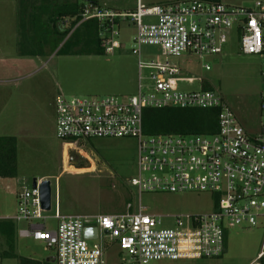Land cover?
I'll return each instance as SVG.
<instances>
[{"label":"built area","instance_id":"2783aa9c","mask_svg":"<svg viewBox=\"0 0 264 264\" xmlns=\"http://www.w3.org/2000/svg\"><path fill=\"white\" fill-rule=\"evenodd\" d=\"M108 7L100 0H83L81 23L97 22V36L105 52L122 47L119 30L133 27L131 53L137 56V92L128 97L55 96L54 132L60 140L66 166L68 151H75L84 168L92 161L86 150L94 138L137 139V173L129 183L138 193L209 192L213 206L198 213L174 215L169 226L138 204L124 212L81 216L61 214L57 201L51 216L41 208L39 186L15 191L16 213L6 217L23 222L21 238L41 241L53 249L54 264H104V248L115 244L130 264L154 260L216 258L225 250L228 227L255 226L264 219V89L260 94V129L250 134L233 110L212 89L181 88L193 84L183 61L205 59L223 52L236 39L243 54L260 57L264 79V0L234 6L210 0H117ZM142 46L157 51L142 57ZM210 70L209 63L202 64ZM218 108V130L212 134H146L145 108ZM80 161V163H79ZM77 167V166H75ZM90 169V170H91ZM89 170V169H87ZM48 219L56 221L50 228ZM94 228L93 240L85 236ZM259 253L249 264L262 261Z\"/></svg>","mask_w":264,"mask_h":264},{"label":"rangeland","instance_id":"374dc122","mask_svg":"<svg viewBox=\"0 0 264 264\" xmlns=\"http://www.w3.org/2000/svg\"><path fill=\"white\" fill-rule=\"evenodd\" d=\"M77 1L79 0H38V41L27 38V34L19 29L23 25L17 27L14 21L6 25V31L12 39H0V79H13L11 84H15L17 91L19 89V93L23 95L18 96L21 101H17L16 97L13 101L10 92L2 95L3 102L8 98L10 101L5 108L0 103V134L8 132L3 127L9 121L14 122L17 108L20 110L17 113L21 116L19 124L23 127L19 129L24 131L18 143L17 179L12 181L9 190L0 183V219L16 213L15 195L11 190L30 187L33 178L50 181L51 208L44 211L47 216L53 215L55 200L61 214L81 216L124 212L127 203L135 210L140 203L146 207L147 213L162 217L163 226H169L174 215L211 209L213 197L209 192L138 193L129 183L130 178L137 173L136 138L91 139L86 150L93 168L75 167L72 164L65 167L67 160L63 158L61 142L54 132L55 96L63 93L83 97H128L136 94L138 81L137 56L130 50L133 27L120 28L118 39L122 47L113 53L104 50L96 53V36L87 27H78L70 36V33L61 36L55 32V22L60 30L69 27L71 22L69 18H64V21L53 20L57 10ZM169 1L172 0H147L149 4ZM219 1L234 6H251L256 0ZM100 2L108 7L119 3L117 0ZM133 4V0H129L125 5ZM0 6L7 7V17L10 19L13 15L16 20L11 0H0ZM15 11L18 14L17 7ZM47 30L48 41L45 38ZM52 30L53 39L50 33ZM44 42H48L45 54L34 59V63L31 61L33 64H19V54L32 48L38 49ZM98 45L102 47L100 40ZM141 51L144 57L154 54L157 49L142 46ZM205 62L211 66L210 70L203 69L202 64ZM183 65L188 75L195 79L193 84H181V88L198 89L201 84L199 79L203 80L233 110L248 133L259 131L260 94L264 89V79L260 73L258 55L241 53L237 40L232 38L222 53L205 59L192 58L183 61ZM20 102V107H16L15 104ZM30 121L38 123L39 128L29 131ZM80 164L87 163L84 161ZM48 224L50 228H54L56 221L48 219ZM23 226V222L16 224V228ZM14 238L17 256L4 258L1 255L7 250V244L0 234V264H19L20 256L43 259L54 253L51 248L45 249L41 241L21 239L16 233ZM224 244L223 254L216 258L162 259L151 261L150 264H249L264 246V219H259L255 226L228 227ZM103 258L104 264H130L128 255L120 253L115 244H108L104 248ZM262 261L264 263V256Z\"/></svg>","mask_w":264,"mask_h":264},{"label":"trees","instance_id":"16d2710c","mask_svg":"<svg viewBox=\"0 0 264 264\" xmlns=\"http://www.w3.org/2000/svg\"><path fill=\"white\" fill-rule=\"evenodd\" d=\"M219 1V0H210ZM83 1L60 8L56 12L53 20H63L69 18L70 26L60 30L55 22V32L59 35L69 36L81 26L92 30L96 36V53L103 52V47H99V38L97 36V22L95 19L83 21L80 20V12ZM62 21V22H63ZM73 29V30H72ZM66 54V53H61ZM204 89H211L207 84H203ZM218 108H145L143 110V131L146 134H212L218 130ZM17 174V147L14 136H0V178H13ZM0 234L4 237L7 244L1 257L15 258L14 235L15 224L10 219H0ZM38 260L31 257L20 256V264H54L44 260Z\"/></svg>","mask_w":264,"mask_h":264},{"label":"crops","instance_id":"0c3cea01","mask_svg":"<svg viewBox=\"0 0 264 264\" xmlns=\"http://www.w3.org/2000/svg\"><path fill=\"white\" fill-rule=\"evenodd\" d=\"M11 4L13 6L15 15H17L16 20L13 18V15L9 19L7 17V10H6L7 7H1L0 6V25H1L0 26V39H6L7 37H10L8 35L9 33H7V31H6V29H7L6 25H9V23L12 24L13 21H14V24L16 26L17 25H20V24L23 25L22 27H19V29H20L21 32L27 34V38L31 39L32 41H33V39L36 40V41H38V39H39V28L37 26L38 25V19H37L38 18V8H39V2H38V0H11ZM16 7L18 8V11H17L18 14H16V11H15V8ZM46 23H47V20H46ZM24 25H26V29H24ZM16 31L18 33L20 32V31H18V29ZM14 33H15V31H14ZM50 33H52L51 34V37L53 39V30ZM48 37H49V31L47 30L46 31V36H45V38L47 39V41H48ZM31 43L32 42H30V44ZM47 44H48V42H44L42 44L43 46L38 47V49H33L32 48L30 51L22 52L21 54H19L18 55L19 56V61H20L19 64H21V65L22 64H30L31 61L34 63V59L37 60L40 57L39 55H43V54L46 53L45 48H47ZM33 63H31V64H33ZM12 80L13 79H10V78H8V79H0V103H2V105H3L2 107L3 108H5L7 106V104L9 103V101H10V99L8 98V100L6 102H3L2 95L4 93L10 92V94L13 95V101H15V97H16L17 101H21L18 98V96H23L22 94L19 93V89L17 91L16 85L15 84L14 85L11 84ZM11 85H12V87H11ZM15 105H16V107L18 105L20 107L21 102L20 103H16ZM53 105H54V110H55V104H53ZM16 107H15V110H16ZM18 111H20L19 108H17V110H16V115H15V118H14V122L13 121H9L3 127L4 129L8 130V132H4L3 134H0V136H14L15 137V139H16V147H17V156H18V151H19V148H18L19 138L24 133L23 130H20L19 129V128H22L23 129V127L19 124L20 121H21V116H20V114L17 113ZM29 126H30L29 131H35V129H38L39 128L38 123L36 124L33 121H30ZM10 130H13V131L10 132ZM17 167H18V157H17ZM15 179H17V174L13 178H0V183L1 184L3 183L5 185L4 186L5 189L6 190H9L11 188L10 184H12V181H14ZM18 190H20V189H17V191ZM11 191H12V194H14L13 191H15V190H11ZM6 217L7 216H5L4 218H6ZM8 217H12V216H8ZM14 224H15V233L17 235V229H18V228H16L17 222H14ZM95 235H96V231H95L94 228L87 229L85 231V236L87 238L91 239V240H93V238L95 237ZM17 237H18V235H17ZM19 238H21V237H19ZM26 238L27 239H32L30 237H26ZM32 240H34V239H32ZM34 241H36V240H34ZM260 252L263 253L262 254V258H263V256H264V246L263 245L261 247V250L257 253V255ZM257 255H256V257H257ZM25 257H27V256H25ZM43 258H45L44 260L53 263V254L47 255L46 257H43ZM34 259H36V258H34ZM38 260H41V259H38ZM253 260H255V259H252V261ZM19 264H20V262H19Z\"/></svg>","mask_w":264,"mask_h":264},{"label":"water","instance_id":"95a60500","mask_svg":"<svg viewBox=\"0 0 264 264\" xmlns=\"http://www.w3.org/2000/svg\"><path fill=\"white\" fill-rule=\"evenodd\" d=\"M68 157H69L68 161L70 164L77 167H83V164L76 165L77 158L75 151L72 150L68 151ZM35 184H36V178H33L32 185L35 186ZM39 193H40L41 208L45 211H48L51 208V187H50V181L48 179H44L41 181L39 186Z\"/></svg>","mask_w":264,"mask_h":264}]
</instances>
